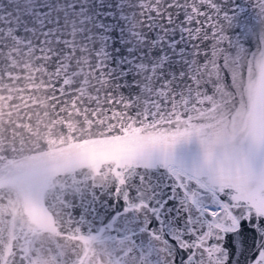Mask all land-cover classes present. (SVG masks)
<instances>
[{"label":"snow or ice","instance_id":"1","mask_svg":"<svg viewBox=\"0 0 264 264\" xmlns=\"http://www.w3.org/2000/svg\"><path fill=\"white\" fill-rule=\"evenodd\" d=\"M120 4L141 9L139 23L152 38L129 28L132 44L123 29L97 23L105 43L95 50L96 70L110 85L117 69L105 73L101 57H111L108 48L114 47L117 66L134 65L142 80L129 84V69L122 68L117 77L122 83L114 87L123 91L107 93L91 119L113 125L108 135L130 142L129 151L111 160L107 170L89 162L93 174L86 199L70 200L68 182H55L62 168L84 159L73 154L75 141L60 140L65 145L60 149L55 140L41 139L35 151L25 148L27 140L19 148L0 146V176L9 177L31 208L42 211L44 197L54 192L53 203L67 210L70 225L95 220L96 239L119 244L122 264H264V0ZM3 9L0 0V23H11L6 18L13 13ZM20 12L18 7L17 26L9 33L27 24ZM97 15L114 18L111 11ZM120 19L131 23L126 15ZM61 80L52 85L49 99L54 117L66 102L61 98L71 95L65 91L69 81ZM129 89L139 93L125 95ZM16 135L11 134L14 141ZM17 157L28 162L10 172ZM29 260L23 249L0 251V264Z\"/></svg>","mask_w":264,"mask_h":264},{"label":"water","instance_id":"2","mask_svg":"<svg viewBox=\"0 0 264 264\" xmlns=\"http://www.w3.org/2000/svg\"><path fill=\"white\" fill-rule=\"evenodd\" d=\"M137 2L151 6L149 0H128V5ZM18 7L20 18L27 24L20 23L19 32L9 33L10 27L17 26ZM3 11L13 14L6 18L11 23H0L3 29L0 32V146L6 144L11 149L15 144L19 148L27 140L25 148L35 151L40 148L41 139L55 140L60 149L65 147L60 140L68 145L75 141L78 150L73 149V154L84 159L79 166L62 168L55 182H68L70 200L86 199L93 174L89 162H99L107 170L111 160L125 155L131 147L130 142L115 134L108 135L113 125L104 127L99 120L93 121L91 115L101 111L100 105L107 93L115 95L123 91L114 87L122 83L117 79L122 68L129 69V84L142 80L134 65L117 66L114 47H109L111 57H101L107 65L103 71L107 73L109 68L117 71L111 73V84L105 86L108 77L96 70L100 62L95 55V50L105 43L99 39L105 33L96 24L115 25L117 32L123 29L124 40L132 44L136 40L129 34V28L147 32L151 39L146 25L139 23L141 9L122 7L120 0H102V3L101 0H18L13 4L4 0ZM108 11L114 13L113 19L97 15ZM24 12L31 15L24 16ZM133 13H136L134 18ZM122 14L131 23L121 20ZM26 27L34 31H26ZM45 31L48 37L43 35ZM90 36L92 39H88ZM58 39L61 43H57ZM45 56L51 59L46 60ZM58 78H62L61 83L69 81L71 87L65 91L71 95L61 98L66 102L61 104V115L54 117L49 115L52 112L49 99ZM138 93L139 89L124 92L125 95ZM97 95L99 102H96ZM102 119L107 123L106 116ZM62 126L68 129L67 133L62 131ZM115 127H119V122ZM12 132L17 134L15 141L11 138ZM27 162L26 157H17L10 163L9 171L14 172L16 165ZM73 179L80 183L73 186ZM0 188H3L0 196L4 197L0 202V251L5 255L14 249H23V255L30 257L28 264H122L121 246L96 239L95 229L99 225L92 218L79 226L70 225L67 210L53 203L54 192L44 197L41 211L29 206L7 175L0 176ZM77 188L79 192L75 191ZM77 217L79 211L73 220Z\"/></svg>","mask_w":264,"mask_h":264}]
</instances>
